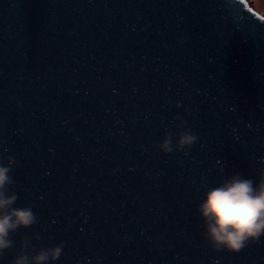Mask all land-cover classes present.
<instances>
[{
  "label": "water",
  "instance_id": "obj_1",
  "mask_svg": "<svg viewBox=\"0 0 264 264\" xmlns=\"http://www.w3.org/2000/svg\"><path fill=\"white\" fill-rule=\"evenodd\" d=\"M197 142L165 154L177 125ZM0 162L55 264H264L203 238L202 184L258 179L264 14L250 0H0ZM39 234L40 239H36Z\"/></svg>",
  "mask_w": 264,
  "mask_h": 264
},
{
  "label": "clouds",
  "instance_id": "obj_2",
  "mask_svg": "<svg viewBox=\"0 0 264 264\" xmlns=\"http://www.w3.org/2000/svg\"><path fill=\"white\" fill-rule=\"evenodd\" d=\"M176 127L175 142L173 134L165 132L158 144L161 152L171 154L184 150L187 154V150L197 142V134L184 127L183 121ZM16 163L11 156L6 163L0 162V258L13 247L11 236L14 232L36 223V215L30 206H15L18 196L10 186L14 183L11 172ZM259 163L261 167L256 181L235 173L218 184L201 185L203 194L197 204V213L202 220L203 238L213 250L237 253L264 237V158ZM35 238L40 239L39 234ZM27 247L25 240L11 264H55L63 253L64 244L41 247L31 254L25 251Z\"/></svg>",
  "mask_w": 264,
  "mask_h": 264
},
{
  "label": "rangeland",
  "instance_id": "obj_3",
  "mask_svg": "<svg viewBox=\"0 0 264 264\" xmlns=\"http://www.w3.org/2000/svg\"><path fill=\"white\" fill-rule=\"evenodd\" d=\"M250 1L253 3L255 9L258 12L264 14V0H250Z\"/></svg>",
  "mask_w": 264,
  "mask_h": 264
}]
</instances>
